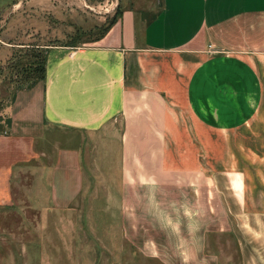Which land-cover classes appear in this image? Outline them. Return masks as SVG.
I'll return each instance as SVG.
<instances>
[{"label": "crops", "instance_id": "1", "mask_svg": "<svg viewBox=\"0 0 264 264\" xmlns=\"http://www.w3.org/2000/svg\"><path fill=\"white\" fill-rule=\"evenodd\" d=\"M43 67L42 83L4 108L0 220L19 189L22 240L15 251L1 226L0 264L15 252L21 264H48V220L59 238L48 253H75L73 204L84 189L89 206L115 202L117 233L140 244L129 215L150 210L159 221L172 200L154 195L135 212L134 192L176 184L181 227L197 230L182 235L197 239L182 253L204 249L208 218L209 229L234 235L238 264H264V0H126L99 38L48 48Z\"/></svg>", "mask_w": 264, "mask_h": 264}, {"label": "rangeland", "instance_id": "2", "mask_svg": "<svg viewBox=\"0 0 264 264\" xmlns=\"http://www.w3.org/2000/svg\"><path fill=\"white\" fill-rule=\"evenodd\" d=\"M125 1L0 0V125L2 127L0 135H5L7 132L4 108L10 104L14 93L18 89L31 88L42 83V79L38 77L45 51L56 46L77 48L89 44L117 18ZM60 140L63 142V139ZM179 187V184L173 185L170 191H165L166 194L163 191L155 194L147 189H138L134 192L133 196L138 203L134 208L135 212L139 209L138 205L142 200L149 203L154 195L165 196L172 200L168 201V205L162 206V210L167 208L170 214L161 215L159 221L152 219L153 214L150 210L142 216L129 215L130 232L140 236V242L142 241L140 244L133 239L129 241L128 238L122 237L121 233H117L122 229L120 218L118 219L117 214H113L117 211L115 202L105 203L108 206L98 205L95 204V198L94 201L92 198V206H89L90 194L84 189L73 204L76 219L73 241L76 244V252L69 254V258L63 254L48 253L50 249L48 245L59 242V238L52 235L56 225L48 220L46 262L51 264L55 257L57 261L65 264H165V259H173L176 264H185V259L187 264H238L239 257L234 235L228 230L209 229L211 220L208 218L205 222L204 249L198 254L182 253L185 244L197 246L196 237L188 240L182 235L185 233L195 235L197 230L195 228L186 231V223L182 225L185 231L181 227ZM96 191L106 193L105 190H92L90 193L95 197ZM11 193L14 202L13 212L9 216L10 220L7 218L0 220V228L1 226L12 228L13 237L10 241L16 251L22 240L19 229L21 220L19 215L16 216L17 211L19 214L22 212L18 205L21 193L16 188L12 189ZM125 197L129 199L126 210L132 211V192L125 193ZM109 198L115 200V191H109ZM143 208L149 209L147 206ZM97 211H107V214L102 213L103 216H100ZM0 215L7 216L8 213L0 212ZM60 226L61 231L64 230L63 223ZM47 234L50 235L48 238ZM5 240L8 241V236ZM4 244V239H0V245L4 246ZM138 247L143 248L144 251ZM149 247L151 255L145 252ZM160 250L164 255L159 254ZM194 251L196 252V247ZM30 257L32 259V256ZM24 261H26L25 255L16 252L13 254V264H21Z\"/></svg>", "mask_w": 264, "mask_h": 264}, {"label": "trees", "instance_id": "3", "mask_svg": "<svg viewBox=\"0 0 264 264\" xmlns=\"http://www.w3.org/2000/svg\"><path fill=\"white\" fill-rule=\"evenodd\" d=\"M112 24V22L108 25V27ZM108 27H106V29L96 38H94L92 41L96 40L97 38H99L107 29ZM43 75H44V67H43V60H42V64H41V71L39 72V77L40 79H43ZM13 97V96H12Z\"/></svg>", "mask_w": 264, "mask_h": 264}, {"label": "clouds", "instance_id": "4", "mask_svg": "<svg viewBox=\"0 0 264 264\" xmlns=\"http://www.w3.org/2000/svg\"><path fill=\"white\" fill-rule=\"evenodd\" d=\"M185 264H187V259H185Z\"/></svg>", "mask_w": 264, "mask_h": 264}]
</instances>
